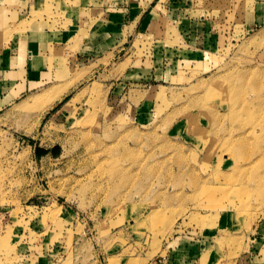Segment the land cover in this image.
<instances>
[{"label": "rangeland", "instance_id": "obj_1", "mask_svg": "<svg viewBox=\"0 0 264 264\" xmlns=\"http://www.w3.org/2000/svg\"><path fill=\"white\" fill-rule=\"evenodd\" d=\"M120 2H7L0 52L78 8L103 32L0 107V264H264V0Z\"/></svg>", "mask_w": 264, "mask_h": 264}, {"label": "crops", "instance_id": "obj_2", "mask_svg": "<svg viewBox=\"0 0 264 264\" xmlns=\"http://www.w3.org/2000/svg\"><path fill=\"white\" fill-rule=\"evenodd\" d=\"M21 3L24 0H20ZM113 4H121L122 0H111ZM8 0H0V24H4L9 19L7 13ZM152 0H130V18H134L138 23L144 25L149 22L150 15L146 14L149 10ZM23 9V8H21ZM92 9V8H91ZM74 18L66 27L59 32L51 31L49 28L39 29L35 26L25 34L18 36L0 52V107H6L17 102L27 92L42 87L55 79L57 70L62 66V62L67 60L68 47L72 45L71 40L79 35L84 34V43L82 48L91 49V40L86 35L102 33L101 29L82 26L79 19L81 8L77 9ZM99 12L98 20H104L102 27L104 30H116L122 27L124 14L118 9H105L102 6L96 7ZM121 10V7H120ZM101 11V14H100ZM101 17V18H100ZM260 17V16H258ZM66 47L65 54H54L51 47ZM63 58V59H62ZM66 65V64H65ZM49 152L41 153V156L51 154L53 151L59 153L60 148L53 146L52 148L41 147Z\"/></svg>", "mask_w": 264, "mask_h": 264}, {"label": "bare ground", "instance_id": "obj_3", "mask_svg": "<svg viewBox=\"0 0 264 264\" xmlns=\"http://www.w3.org/2000/svg\"><path fill=\"white\" fill-rule=\"evenodd\" d=\"M56 91H58V90L56 89V87H53L52 90H50V91L47 93L46 96L52 95V96H51V99L53 100V98L55 99V98H57V97L61 94V92H56Z\"/></svg>", "mask_w": 264, "mask_h": 264}, {"label": "trees", "instance_id": "obj_4", "mask_svg": "<svg viewBox=\"0 0 264 264\" xmlns=\"http://www.w3.org/2000/svg\"><path fill=\"white\" fill-rule=\"evenodd\" d=\"M43 152H44V153H47V152H49V150H47V149H42V148H39V149H38V154H41V153H43ZM53 153L56 154V151H53Z\"/></svg>", "mask_w": 264, "mask_h": 264}]
</instances>
